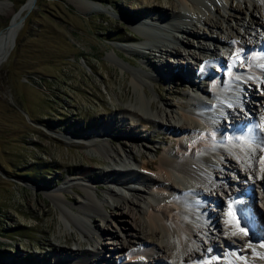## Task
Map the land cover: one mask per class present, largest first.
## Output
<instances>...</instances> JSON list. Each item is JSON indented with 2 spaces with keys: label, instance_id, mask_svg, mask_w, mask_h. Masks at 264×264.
Segmentation results:
<instances>
[{
  "label": "rangeland",
  "instance_id": "obj_1",
  "mask_svg": "<svg viewBox=\"0 0 264 264\" xmlns=\"http://www.w3.org/2000/svg\"><path fill=\"white\" fill-rule=\"evenodd\" d=\"M25 1L0 0V31H4L2 35L11 29L5 30L10 20H13V24L17 23L15 44L7 59L0 64V264H73L70 257L65 256L64 250H80L93 264H132L130 260L133 257L137 259V264H150L152 258L148 255L141 256V252L152 246L156 237L152 236L151 231L145 230V233L141 231V240L127 241L125 232L128 228H135L136 218L125 200L120 202L123 215L120 214L119 207H108L112 214L105 215L102 210L99 214L95 213L90 217L87 230L83 228L85 220L82 219V223H77V226L63 215L62 211L77 214V206L83 200V186L87 184L96 187L99 197L103 195L113 203L108 189L117 184L110 179H118L119 175L108 173V169L118 162L119 157L111 155L110 165H107L103 154L92 149L86 136L91 130L106 128V134L110 135L104 134V137L112 141L114 146H120L122 142L125 144L127 135L133 134L130 125L134 121L120 108L123 104L134 102L131 78L136 73H141L147 79L145 90L149 97L157 99L160 104L167 101L176 110L192 113L194 107L188 105V102L194 100L191 97V79L199 86L198 93H202L200 99H210V96L205 95L209 93H205L206 89L213 91L214 85L227 83L232 71L229 68L231 63L227 62L228 57L231 61H238V64L248 54L243 51L242 55L237 56L240 51L236 39L234 42L238 49L232 42L223 47L225 44L221 41L220 51L227 49L228 52L226 51L225 58L219 64L212 63V71L209 73L204 68V59L206 55H211V51H200L184 45L186 35L175 33L176 36L170 37L173 39L172 43L176 42L185 51L182 55L174 53L173 47L163 41L158 43L162 52L155 54L147 48L142 44L145 36L142 34L151 27L153 31H159V27L153 26L145 17L160 15L164 7L176 14L181 8L179 0H35L30 10L22 9L18 13ZM215 1L221 3L219 0ZM237 3L239 1L235 0L230 5L235 7ZM91 4L97 5V8L89 9ZM220 11L221 23L232 25L235 33L238 25L233 14L237 10ZM209 14L211 18H217L213 13ZM222 15L226 17V21ZM21 16V28L18 29ZM244 16L246 22L250 21L248 13L244 12ZM257 16L264 22V11L260 7L257 8ZM151 21L153 22L152 18ZM195 30L197 36H203V31L216 38H224L225 35L220 29L203 26ZM250 33L252 37L255 30H250ZM261 36L264 37V32ZM129 45L138 47V51L131 53ZM164 49L167 50L166 53ZM187 49L197 51L202 60H195L188 55ZM159 61L163 62L161 68L155 64ZM175 65L178 68L176 71L188 65L192 69L191 79L174 73ZM245 72L247 79L239 78L250 82L254 94L250 96L244 89L238 90L239 104L236 105L244 112L239 115L234 110L236 122L251 113L242 108L243 103L258 106L257 97L261 98L259 95L264 92V73L260 74V85L253 82L250 72ZM165 118L161 119L166 126L152 122L148 127L138 124L140 131L149 135L148 140H131L138 143V159H156L157 150L161 149L177 154L179 139L188 140L182 135V131L167 128L169 122ZM224 119L230 125L228 118ZM218 120L223 121L220 118ZM226 124L222 131L229 130L230 126L226 128ZM252 126L251 121L244 125L253 143L257 145L258 140ZM160 130L162 133L169 132L168 135H172L173 140H165ZM202 132L200 129L199 134ZM126 149L129 150L130 147L126 145ZM122 157L134 163L130 157ZM88 167L92 171L83 176L81 172ZM149 169L146 168L144 172H150ZM223 171L230 175V179L240 183L241 177L228 168H216L213 174L221 176ZM106 177L107 180L104 181ZM253 186L254 197L257 194L260 198L258 193L260 194L261 187L255 184ZM127 189L129 190V186L125 188L122 185L120 188L121 192H128ZM57 192L60 201L55 198ZM222 199L224 200L223 196ZM254 201L258 206L260 204L264 214L263 203L257 198ZM155 202L154 207L164 209L168 217L174 213L170 211L173 205L170 199L161 198ZM202 203L205 206L208 204V209L219 214L220 226L225 229L226 221L220 215L223 213L220 207L222 205L210 201ZM205 223L196 231L199 235L197 237L202 236L201 245H211L205 235L209 238L212 234V237H217L216 243L222 251L213 252V259H209V263H231L224 256L227 250L225 243L219 238V229L210 221ZM229 238L237 246L232 247L234 251L231 248L228 250L236 251L235 258L240 264H264L258 248L252 249L255 253H241L239 249L247 244L241 245V242L230 235ZM120 243L126 246L116 249ZM95 246L101 252H105L104 247L109 246L107 251H111L113 255L103 261L91 257L88 251H92ZM203 259L207 257L200 259V263L206 261ZM169 262L181 264L174 258H169Z\"/></svg>",
  "mask_w": 264,
  "mask_h": 264
},
{
  "label": "bare ground",
  "instance_id": "obj_2",
  "mask_svg": "<svg viewBox=\"0 0 264 264\" xmlns=\"http://www.w3.org/2000/svg\"><path fill=\"white\" fill-rule=\"evenodd\" d=\"M232 1L234 2L235 0H219L221 3L218 4L215 0H179V6H181V8L178 13L172 14L167 10V7H164L161 11L162 15L158 14V16L151 15L149 18L145 17L153 26L155 24V27L158 26L156 25L157 21L162 22L163 25L158 26L159 28L157 27L159 31H153L152 27L145 30V33L142 34L145 35L142 44L146 45L147 48L156 54L163 51L158 45L159 42L163 41L165 44L168 43V46L173 47L172 50L174 53L182 55L185 51H182V48H179L176 42L172 43L173 39L170 37L176 36L175 33H181L183 36L186 35L185 42L183 40V43H185L184 45L200 49V51H211V55H208V57L206 55L207 58L205 57L204 59L206 61L205 66L202 65L209 73L212 71L210 69L212 63H215V65L219 64V62L225 58L224 55L228 52L227 49V52L224 50L220 51L219 42L222 41L226 45H222L223 47H227L231 42L233 44L237 43L239 45L238 49V45L236 44L237 49L240 51L237 56L242 55L243 51L247 52L248 56L243 57V61H246L239 62L238 64H236L238 61H231L228 57L227 62L229 61L228 63H231L229 68L230 70L232 69V71L230 75H228L227 83L214 85L213 91H210V89L205 90V93L209 92L205 95L210 96L211 100L207 99V97V100L200 99L202 93H198L200 92L199 86L194 80L192 81V69H189L190 67L188 65L186 68L183 66V68L178 71H176L178 68H175L177 66H174L175 69L173 70L175 72H171L180 73L185 76L186 79H191L190 85L193 91L191 97L194 99L191 102L196 107L201 106L203 108H208V110L211 108L214 109L215 106L221 103L218 100L219 97L228 99L230 105H234L233 102L235 103V101L238 100L239 89H244L246 92H249L250 96H253L254 90H252L250 82L239 78L248 77L245 71L250 72V78L254 83H260L261 85L262 78H260V74L264 73V37L261 36L262 32H264V22L258 18L257 8L260 7L264 11V0H236L239 1V3H237L235 7L233 6L234 8L230 5ZM25 2L26 3L24 5L22 4L19 8L18 13L21 12L22 9H28L30 2L29 0ZM88 8L95 9L97 5L91 4ZM220 9H227V11L232 9L237 10L233 14L235 22L238 25V30H236L235 33H233L234 30L232 25H223L221 23L219 19L221 15ZM244 12L251 16L250 21L246 22ZM209 13H213L217 18H211ZM222 16L225 20L226 17L224 15ZM12 24L13 20H11L8 27L5 29L9 30L11 28L7 33L2 35L4 31H0V35H2L0 36V44L5 43L4 47L0 49V58L6 50L3 51V48L6 47L8 51L7 56L4 59H0V64L7 59L10 50H12L15 44V25L17 23H14L13 26ZM201 26L211 29H220L221 32L225 34L224 38L209 36L206 31L202 32L203 36H197L195 28L201 29ZM20 28L21 23L18 29ZM250 30H255L252 37H250ZM128 49L131 53L138 51V47L136 48L131 45H129ZM164 50L166 53L167 50ZM187 50H189L188 55L192 56L195 60H202L200 55L196 53L197 51L194 50L191 52V49ZM162 63V61L155 62L156 67L161 68L162 66L160 65ZM181 63H184L183 60ZM205 78H207V76H205ZM131 84L134 91V102L123 104L120 108L125 115L128 114L134 121V123L130 125L133 134L127 135L125 144L122 142L120 146H114L115 144L112 141L104 137V134L108 133L106 128L99 131L91 130L86 136L90 141L92 149L103 154L107 165H110L109 160L112 158L111 155L115 154L119 157L118 162H115V164L108 169L110 170L108 173H116L119 175L118 179H110L117 184L108 189V194L111 196L113 203L104 198L103 195L99 197L96 187L87 184L83 186V200L80 201L77 206V210L75 211L77 214L75 215L69 211H62L63 215L74 225L82 223V219L85 220L83 228L87 230L88 222L91 220L90 217L95 213L99 214L102 210L104 212L103 214L110 215L112 214V210H109L108 207L120 208L121 200H125L129 210L132 211L133 216L136 218L135 224L137 226V228L135 226V228L131 227L126 230L125 234L128 239L127 241H134L135 239L141 240V231L145 233V230L151 231L152 236L156 237V241L154 240L153 245L141 252V256L148 255V257L150 256L152 258V260L150 259L152 261L150 264H154L155 262L158 264H171L169 258H174L175 261L181 264H212L209 263V261L213 259L212 253L216 251L222 253V251L216 243L218 240L217 237H212V234L209 238L205 235V239H207V241L209 239L210 242H208L209 244L211 243L210 249L208 246L204 247V245H201L203 241L202 236L200 235V237H197L199 235H197L196 231L201 229L199 227L203 226L201 224H206L205 221H210L212 225L219 229V238L225 243V249L227 250L224 256L231 262L229 264H240L235 258L236 251L232 252L234 251L232 247L234 248L237 244L229 238V235L230 237H235L237 242H241V245L247 244L245 247L241 246L242 248L239 249L241 253H255L256 251L253 250L258 248V250L261 251L258 252V254L264 261V214H262L261 208L259 207L260 205L258 206L257 203H254L256 202L254 201L256 197V195L254 197V193L253 197L251 196V201H242L238 203L237 207L239 210L237 215L231 217L227 214H220L222 216L221 219L226 221V224H224L225 229H222L220 226L219 214L217 212L214 213L213 209H208V207H206L208 204L205 206L202 203L204 201H210L217 203V205H224L222 196L227 198L229 194L236 189L243 188L241 187L242 184L244 186L246 183H252L255 184V186L261 187V192L259 191V200L264 206V130L260 127V125L264 123V92L259 95L261 98L257 97L259 102L258 106L255 104V106L252 107L248 102L243 103L244 107L242 108L247 109L249 113L251 112L252 116L250 113L249 116L246 115V117H241V120H237V122L234 111L224 107L223 115L228 118V123L230 124L227 125V120L225 121L223 119V121L218 120L213 123L209 117L196 107H194V112L189 113L185 110L179 111L174 109L175 107L167 101L160 104L157 99H152L147 94L145 90L147 79H145L144 75L141 73H136L131 78ZM234 108L240 113L239 115L244 112L243 110H239V107L237 108L234 106ZM161 118H165L169 122V127L167 128L182 131V135L186 136L188 140L185 141L184 138L180 137L182 139H179L180 148L177 154H173L168 149H161L157 150L156 159H138V143H134L131 140L140 138L149 139V135L140 131L138 124L140 123L148 127L152 122L166 126ZM247 121L253 123L252 131L258 140L257 145L253 143V139L249 133H247L248 131L241 129ZM223 123L226 124V128L230 126L229 130L226 131L225 129L223 130L224 132L222 131L224 126ZM200 129L203 131L201 134H199ZM228 131L231 132V137L226 139L224 136ZM160 133L163 134L162 136L165 140L173 138L172 135H168L169 132L162 133L160 130ZM126 145L130 147L129 150L126 149ZM135 145H137V147ZM123 155L130 157L134 163H132L131 160L126 161V159H123ZM131 164H135V166L133 165L134 167L138 166V170L133 168ZM241 167H244V169ZM146 168H150V172H144ZM216 168H228L230 171L237 172L238 176L241 177L240 183H236L230 179V175L224 171L221 176L214 175L213 172ZM243 170H245V172ZM91 171L92 168L88 167L84 169L81 174L86 176V174ZM107 177L104 181L107 180ZM139 180H142L141 183H138ZM122 185L125 186V188L129 186V190L127 189L128 192H121L120 188ZM58 194V192L55 193V198L60 201L61 199ZM161 198L170 199L173 202L170 211L174 213L171 217H168L161 207H154L156 206L155 201ZM243 202L251 203V209H249L247 214L240 210V205L241 208L245 206ZM64 206L65 208L67 207L66 205ZM120 214L123 215L124 210L121 209ZM78 242L77 240L76 243ZM125 246L124 243H120L116 246V249ZM108 247L109 246L104 247L105 252L98 251V249L96 250V246L92 251H87L91 257H97L103 261L113 255L111 251H107ZM230 248L232 251L228 250ZM230 251L232 253H230ZM64 253L68 258L70 257L69 259L72 260L71 262H73V264H93L83 253L81 254L80 250H76L75 252L64 250ZM204 257H207V259H203L207 262L200 263V259ZM60 259L61 258H59V262ZM130 261L132 264H137V259L135 257Z\"/></svg>",
  "mask_w": 264,
  "mask_h": 264
},
{
  "label": "water",
  "instance_id": "obj_3",
  "mask_svg": "<svg viewBox=\"0 0 264 264\" xmlns=\"http://www.w3.org/2000/svg\"><path fill=\"white\" fill-rule=\"evenodd\" d=\"M27 1V0H26ZM29 2H30V4H29V7H28V9L27 10H30L33 6H34V2H35V0H29ZM21 20H22V16H21V18H20V20L18 21V26L20 25V23H21ZM10 22H11V20H10ZM5 44V43H4ZM4 44L3 43H1L0 44V49H2V47H4ZM6 49V50H5ZM5 50V51H4ZM3 54H2V57L0 58V59H4L6 56H7V53H8V51H7V48L5 47V48H3Z\"/></svg>",
  "mask_w": 264,
  "mask_h": 264
},
{
  "label": "snow or ice",
  "instance_id": "obj_4",
  "mask_svg": "<svg viewBox=\"0 0 264 264\" xmlns=\"http://www.w3.org/2000/svg\"><path fill=\"white\" fill-rule=\"evenodd\" d=\"M261 129L264 130V123L260 125Z\"/></svg>",
  "mask_w": 264,
  "mask_h": 264
}]
</instances>
